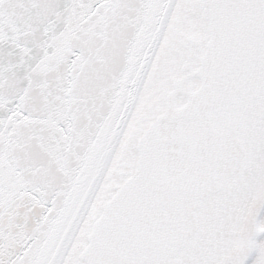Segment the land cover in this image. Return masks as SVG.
<instances>
[{"label": "snow or ice", "instance_id": "1", "mask_svg": "<svg viewBox=\"0 0 264 264\" xmlns=\"http://www.w3.org/2000/svg\"><path fill=\"white\" fill-rule=\"evenodd\" d=\"M0 264H264V0H0Z\"/></svg>", "mask_w": 264, "mask_h": 264}]
</instances>
